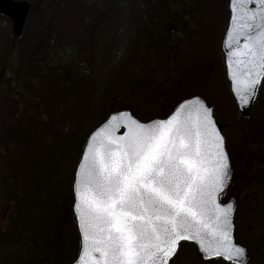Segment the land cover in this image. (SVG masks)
<instances>
[{"label": "rangeland", "instance_id": "1", "mask_svg": "<svg viewBox=\"0 0 264 264\" xmlns=\"http://www.w3.org/2000/svg\"><path fill=\"white\" fill-rule=\"evenodd\" d=\"M29 1L24 33L12 50V23L0 14V70L6 65V74L14 76L18 66L31 68L44 60L43 65L48 62L58 73L27 77L23 93L7 98L0 112V264H65L75 243L79 250L72 209L75 170L89 134L112 111L128 108L148 121L199 94L228 123L226 133L234 148L244 141L248 119L264 125V83L251 116L244 118L225 80L220 47L229 0ZM192 1L195 8L186 19L199 27L197 39L190 42L187 37L192 27L178 29L175 41L180 47L170 43L167 56V37L153 32L154 52L150 43L141 50L143 26L163 24L166 11L182 15ZM36 47L38 53L30 58ZM54 92L62 95V102ZM232 157L239 164L242 151L233 149ZM247 186L240 180L236 191L244 194ZM253 204L249 197L242 199L238 222L243 223ZM258 208L264 209V197ZM248 240L254 256L250 264H264V227L259 239ZM171 264L229 263L202 262L195 245L183 242Z\"/></svg>", "mask_w": 264, "mask_h": 264}, {"label": "snow or ice", "instance_id": "2", "mask_svg": "<svg viewBox=\"0 0 264 264\" xmlns=\"http://www.w3.org/2000/svg\"><path fill=\"white\" fill-rule=\"evenodd\" d=\"M231 9L228 63L246 105L264 79V0H231ZM212 112L195 97L166 119L129 118L121 136L108 125L92 134L73 186L77 264H168L181 240L197 241L205 259L246 264L233 241V205L217 200L231 167Z\"/></svg>", "mask_w": 264, "mask_h": 264}, {"label": "flooded vegetation", "instance_id": "3", "mask_svg": "<svg viewBox=\"0 0 264 264\" xmlns=\"http://www.w3.org/2000/svg\"><path fill=\"white\" fill-rule=\"evenodd\" d=\"M168 6L169 9L173 11L172 5L169 4ZM193 8H195V5L192 1L191 3H188L187 8L182 11V15H175L173 14L174 11H166V16L163 21V24L153 26L152 23L149 22V26L153 29L152 33L156 32L157 34H159L162 32L167 37L168 41H165L163 44V52L165 54H168L167 49L170 43L176 44V46L179 45L175 41V36L178 32V29H191L192 21L186 19V17L192 16ZM198 28L199 27L195 25L190 31H188L187 37H189L188 39H190V42L193 39L195 40L197 39V37H199V34L196 35L195 33L196 29ZM188 39L187 45L189 46L190 42H188ZM151 50L152 51H150V53L154 52L153 46L151 47ZM174 54H176V52H174ZM224 75L225 80L227 81L225 71ZM245 124H247L246 136L244 137V141L241 146H239L238 148H234V145L232 146V144L230 143V137L228 135H226V141L227 143L229 142L228 149L232 165V175L229 185V188H231L230 195L239 198L238 204L242 201L245 196L247 198L249 197L253 199L256 203V205H252V209H249L250 211L248 210V214L244 216L243 223L241 224V233H243L244 237L248 240V238L254 236L257 238L258 231L264 227V209L258 208L259 201L264 197V191L259 188V184L264 183V125L257 124L251 121L250 119H248ZM225 129L228 130V126ZM233 149L237 151H242L243 156L239 164L236 165L234 162V157H232ZM240 180L248 184L246 188L243 187L244 194L236 191ZM248 244L249 249L251 250V243L249 240ZM250 263L251 261L249 262V264Z\"/></svg>", "mask_w": 264, "mask_h": 264}, {"label": "water", "instance_id": "4", "mask_svg": "<svg viewBox=\"0 0 264 264\" xmlns=\"http://www.w3.org/2000/svg\"><path fill=\"white\" fill-rule=\"evenodd\" d=\"M248 7L249 8H255V7H258V4L257 3H251V4L248 5ZM30 8H31V3H30L29 0H0V14L7 16L11 20L12 26H13V30L12 31H13V34L15 36H21L22 35V33L24 31V28H25L26 21H27V17H28L29 12H30ZM230 11H231V15H230V20H229V26H228V29L226 31V34H225L224 40H223V50H224L225 59H226L227 76H228V79L230 81L231 91H232V93H233V95L235 97V100H236V103H237L239 111L241 112V114L243 116H248L250 114V112L252 110V107L254 105V102H255V100L257 98V95H258V92H259V88L261 86V83H262L263 79L261 80V83L259 85V88H258V91L256 93L255 99L250 100L249 103L246 104V105L243 104L242 101L238 98L236 92L233 89V80H232L231 72H232L233 68H235V63L233 64L232 68H230L229 63H228L229 53L231 52V48L229 47V40H228V32L231 30V16H232L231 0H230ZM240 40H241V44H242L243 43V37H241ZM233 60L235 61V57H233ZM195 97H199L201 100L204 101L206 106H208V107L213 109L212 116H213V119H214V121L216 123V127L220 131V134L224 137L223 124L218 122V120H217V118H216V116L214 114V107L211 106V105H208V103L205 101V99L203 97H201V96H192L190 98H186V99L182 100L176 106V108L174 109V111L170 115H172L175 112V110L179 107V105L181 103H183L184 101L192 100ZM169 116H167L166 118H168ZM129 118L136 119V120L140 121L141 123H147V122H150V121L155 120V119H166V118H155V119H152V120H149V121H141V120L137 119L132 114V112L130 110H128V109L112 112L107 117V119L105 121H103L98 127H96L90 133V135H89V137H88V139L86 141V144L84 146V149H83V152H82V156H83V153L86 151V146H87V144H88V142L90 140V137L92 136L93 133L97 132L103 126L108 125L107 131L109 133H111V134H113L115 136H121V135L125 134L128 131L127 123H128ZM224 146H225V139H224ZM225 150H226V147H225ZM226 152H227V150H226ZM82 156H81V159H80V161H79V163L77 165V168H76L74 181L76 179V173H77V170H78V166L81 163ZM229 163H230V160H229ZM73 186H74V183H73ZM224 190H225V188L220 193H218V195H217L218 203H220L221 205H226L228 203H231L233 205V208H234V211H233V233H232L233 234V241H234V243L239 244L240 246H242V247H244L246 249L245 246H243L242 244L237 242L236 237H235L234 214H235V210H236V206H237L235 200L233 198H231V199L226 200L224 202L220 201V195L223 193ZM73 192H74V187H73ZM74 202H75V194H74ZM73 206H74V203H73ZM73 212H74V215H75V218H76L78 232H79V236H80V250H79V254H78L77 258L75 259V261L72 263V264H77L78 258H79L80 254H81V249H82V243H81L82 235H81V232H80V229H79V226H78V219H77V215H76V213L74 211V207H73ZM183 241H188V242L194 243L197 246L198 250L200 251L202 257L204 258V255H203V253L200 250L198 242L194 241V240H181V241H179L178 247H177V251H178V248L180 246V243L183 242ZM177 251L175 252V254L177 253ZM175 254L168 260V264L171 263V260L175 256ZM217 257L223 258L226 261H229V262H232V263L235 264V260H228L224 256H217ZM212 258H216V257H212ZM212 258H209V259H212ZM248 259H249V257H248V252H247V249H246V253H245L246 264L248 262Z\"/></svg>", "mask_w": 264, "mask_h": 264}, {"label": "trees", "instance_id": "5", "mask_svg": "<svg viewBox=\"0 0 264 264\" xmlns=\"http://www.w3.org/2000/svg\"><path fill=\"white\" fill-rule=\"evenodd\" d=\"M138 3H139V0H136ZM143 9L145 10L146 7H144L142 5ZM144 14H146V16L149 18V13L145 10L144 11ZM145 20V19H144ZM144 22V21H143ZM152 31L153 29L149 26V22L146 24V27L143 26V34H142V39L143 41L145 42L143 45H149L150 44H153L154 42V38L152 36ZM159 38H162L165 34L164 33H159ZM12 47H11V50L12 48L14 47V43H16L17 41H19V39L15 36H12ZM153 45H151L152 47ZM38 47L35 48V51H34V55L30 56L33 57V56H36L35 54L38 53ZM31 61V59H30ZM41 61H44V60H38L37 63H36V66L35 67H20L18 66L14 76H10V75H7L6 74V65L1 68L0 70V112H2L3 108H4V103L6 102V99L9 98L10 100L15 98L17 99V95L18 93L21 92V88L22 86L25 84V82L29 79H26L27 77L31 76V75H39L40 73H46L48 75L50 74H55V73H58L57 72V69L53 68V66H50L49 63H45L43 65V63ZM45 67L46 69L43 70L42 67ZM76 74L77 71H76V68L73 67L72 69V74ZM25 75V79H23L21 81V76ZM16 79V80H15ZM37 79H35L36 81ZM67 80V77H63V82H65ZM23 93V92H21ZM54 94L56 95V98H58L60 100V102H62V100L64 99L62 97V95L60 93H57V92H54ZM64 95V94H63ZM59 110L63 111V109H60ZM20 128H21V125L20 124H17V127L15 129V134H17L18 136L21 134V131H20ZM15 183V181H14ZM13 197V195H12ZM239 241H242V238L239 237L238 238ZM78 247H77V244L75 243V245L73 247L70 248L69 250V254L67 256V260L65 262V264H70L77 256V253H78Z\"/></svg>", "mask_w": 264, "mask_h": 264}]
</instances>
